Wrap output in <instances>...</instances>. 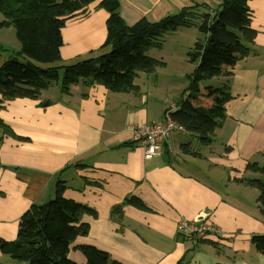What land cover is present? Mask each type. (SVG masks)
<instances>
[{
    "label": "crops",
    "instance_id": "obj_1",
    "mask_svg": "<svg viewBox=\"0 0 264 264\" xmlns=\"http://www.w3.org/2000/svg\"><path fill=\"white\" fill-rule=\"evenodd\" d=\"M120 3L122 18L133 25L142 18L160 21L195 5H200L201 13H209L204 6L212 12L221 0ZM97 4L88 8L87 16L66 23L63 63L89 56L103 45L108 14ZM249 7L251 26L257 32L250 54L237 63L230 77L210 80L218 82V88L228 84L232 96L227 118L210 146L187 131L199 145L194 146V140L184 142L183 135L176 133L157 156L147 160L144 148L135 142L131 127L159 123L167 108H179L160 82L161 76L168 75L169 64L164 61L165 67L144 79L138 73L139 94L82 84L65 94L61 85L53 84L37 99L6 102L0 118L23 139L4 136L0 129V238L15 240L20 218L32 204L53 199L62 180L65 198L97 213L82 217L90 230L71 246L68 257L76 263L86 262L79 246H94L119 264L181 260L185 264H264V255L251 242L253 236L264 235L260 192L236 181L260 178L246 167L264 164V0H251ZM169 34L183 38L180 44L189 51L203 38L196 27ZM159 50L152 49L148 55L161 61ZM186 144L200 156L185 152ZM131 197L139 198L146 208L125 204ZM201 218L221 230L219 240L193 243L177 235L180 220ZM0 264L23 262L0 250Z\"/></svg>",
    "mask_w": 264,
    "mask_h": 264
},
{
    "label": "trees",
    "instance_id": "obj_2",
    "mask_svg": "<svg viewBox=\"0 0 264 264\" xmlns=\"http://www.w3.org/2000/svg\"><path fill=\"white\" fill-rule=\"evenodd\" d=\"M251 0H221L218 8L201 13L200 5L184 8L164 19L152 22L142 18L128 25L121 16L120 0H0V29L14 28L20 50L0 66V111L8 101L17 98L37 99L43 90L58 83L63 71L61 91L70 92L72 86L100 85L112 93L139 94L135 81L138 73L154 74L166 64L148 55L152 49H161L163 37L179 28L196 27L203 36L188 53L196 68L189 77V94L179 102L174 119L188 133L194 134L204 146L214 142L216 131L226 118V106L232 96L228 84L222 87L199 84L214 78H228L238 62L250 54V45L257 32L252 28ZM108 14L107 36L103 45L89 56L78 57L71 64L62 62L63 29L78 16H87L88 8ZM4 136L18 137L0 118ZM183 150L200 156L183 145ZM83 167V165H80ZM246 171L260 178H240L243 183L260 192V212L264 216V164L249 163ZM65 182L58 181L55 197L43 204H32L20 218L17 237L13 241L0 238V250L17 262L26 264H79L68 255L74 241L86 236L90 227L82 222L85 214L96 212L65 198ZM125 204L146 208L137 197ZM264 255V235L251 240ZM86 262L82 264H119L109 254L94 246H79ZM178 264H185L181 260Z\"/></svg>",
    "mask_w": 264,
    "mask_h": 264
},
{
    "label": "rangeland",
    "instance_id": "obj_3",
    "mask_svg": "<svg viewBox=\"0 0 264 264\" xmlns=\"http://www.w3.org/2000/svg\"><path fill=\"white\" fill-rule=\"evenodd\" d=\"M3 20L4 17L2 13H0V21ZM177 37L178 36H173L172 34L165 35L161 40L163 47L159 50L161 61H164L169 64L167 68L168 75H166V77L161 76L160 82L163 85V88L167 90L169 100L170 101L174 100V102L176 103H178L185 96V94L189 93L190 89L188 88L190 86V81H191L189 77L196 68V64L190 63L188 61L189 49L180 44L183 38L177 39ZM20 47L21 46L16 38V32L14 28L11 27V28L0 29V66L3 64L5 60L11 58L13 54H15V52L19 51ZM71 63L72 62L70 63L68 62L67 65ZM141 75H142L141 77H143L144 79L146 74L142 73ZM62 76H63V71L60 72L59 82L54 84L53 87L57 88L59 87L58 85H61ZM199 86L201 87L212 86L216 88L219 86V83L215 81L213 82L203 81L199 84ZM181 134L183 135L181 138L184 142H192L194 140V137L190 136L189 134L187 135L186 133H181ZM193 145L197 146L199 144L194 140ZM217 229L220 234H217L216 232L213 231L209 235V238H214L217 240L220 239L221 230L219 228ZM254 249L257 251L255 246Z\"/></svg>",
    "mask_w": 264,
    "mask_h": 264
},
{
    "label": "built area",
    "instance_id": "obj_4",
    "mask_svg": "<svg viewBox=\"0 0 264 264\" xmlns=\"http://www.w3.org/2000/svg\"><path fill=\"white\" fill-rule=\"evenodd\" d=\"M177 106L167 108L163 119L159 123L144 124L131 127L135 142L144 148V158L150 160L158 155L159 150L164 148L169 138L176 133L186 132V128L179 124L174 115L178 112ZM220 234L207 218L189 221L182 219L176 227L177 235L185 240L198 243L209 239L211 232Z\"/></svg>",
    "mask_w": 264,
    "mask_h": 264
}]
</instances>
